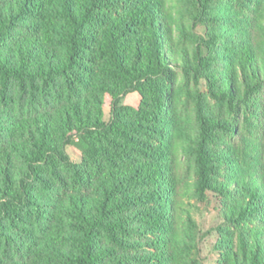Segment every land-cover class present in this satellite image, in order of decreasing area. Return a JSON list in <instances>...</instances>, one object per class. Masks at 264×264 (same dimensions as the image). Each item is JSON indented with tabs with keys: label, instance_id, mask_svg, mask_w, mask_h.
<instances>
[{
	"label": "trees",
	"instance_id": "obj_1",
	"mask_svg": "<svg viewBox=\"0 0 264 264\" xmlns=\"http://www.w3.org/2000/svg\"><path fill=\"white\" fill-rule=\"evenodd\" d=\"M210 195L264 264V0H0V264H204Z\"/></svg>",
	"mask_w": 264,
	"mask_h": 264
},
{
	"label": "rangeland",
	"instance_id": "obj_2",
	"mask_svg": "<svg viewBox=\"0 0 264 264\" xmlns=\"http://www.w3.org/2000/svg\"><path fill=\"white\" fill-rule=\"evenodd\" d=\"M139 102V95L137 93H132L124 98V103L137 105ZM109 116V97H106L105 104V118L108 119ZM70 157L74 161L79 160V151L70 146L67 149ZM210 201L207 203H198V208L194 213V217L199 225L201 234H203V239L200 242L201 254L204 258V264H213L215 254L212 252L211 246L216 239V234L213 231V227L218 224L219 216L217 214L216 203L212 196H209Z\"/></svg>",
	"mask_w": 264,
	"mask_h": 264
}]
</instances>
